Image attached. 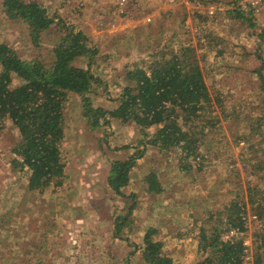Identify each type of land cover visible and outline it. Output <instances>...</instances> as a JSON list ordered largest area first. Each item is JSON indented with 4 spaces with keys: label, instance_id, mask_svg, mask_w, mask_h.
I'll use <instances>...</instances> for the list:
<instances>
[{
    "label": "rangeland",
    "instance_id": "obj_1",
    "mask_svg": "<svg viewBox=\"0 0 264 264\" xmlns=\"http://www.w3.org/2000/svg\"><path fill=\"white\" fill-rule=\"evenodd\" d=\"M36 1L50 17L81 30L98 48L89 69L103 84L86 97L66 96L61 185L28 191L25 177L10 161L17 130L8 120L0 124V264H142L148 228L154 229L152 238L161 242L173 264H205L207 253L198 245L200 229L210 232L217 227L224 240L223 233L232 228L225 222L230 203L247 202L249 186H257L258 196L264 198V4L257 13L236 5L245 16L239 18L226 14L220 2L201 0ZM57 33L52 26L40 46H33L25 24L11 17L0 0V42L21 58H48ZM213 37L222 43L207 48ZM157 42L169 53L183 46L195 48L211 94L203 117L215 118L218 124L204 127L195 161H182L176 151L146 144L121 197L106 184L111 163L134 156L143 148L138 142L148 137L134 123L115 118L102 126L91 124L85 104L112 109L126 84L125 67H144ZM19 83L13 75L12 86ZM196 121L194 130L200 131L206 121ZM150 171L162 187L160 193L147 190ZM245 204L243 231L234 236L246 247L241 264H253L255 235L263 221ZM124 215L126 221L114 235L120 224L116 218Z\"/></svg>",
    "mask_w": 264,
    "mask_h": 264
},
{
    "label": "trees",
    "instance_id": "obj_2",
    "mask_svg": "<svg viewBox=\"0 0 264 264\" xmlns=\"http://www.w3.org/2000/svg\"><path fill=\"white\" fill-rule=\"evenodd\" d=\"M201 1L220 2L226 7V14L245 17L236 7L239 0ZM2 6L11 17L25 24L27 38L33 46H40L43 35L52 26H57L59 33L50 44V56L46 59L21 58L10 45L0 42V124L8 120L17 130L10 161L13 167L18 168L20 177H25L28 191L42 192L50 186L62 184L65 165L60 144L64 137L63 111L67 94L86 97L95 85L103 84L89 69L98 48L88 43L81 30L66 26L60 18L50 17L47 9L36 0H2ZM246 22L254 25L250 19ZM221 43L220 38L213 37L206 47L215 48ZM198 45L200 42H197ZM159 46V42L152 46L144 67L138 64L125 67L126 84L112 109L102 110L85 104L86 117L92 119L91 124L102 126L115 118L121 123H134L148 137L146 142H138V146L143 148L134 156L111 163L106 184L121 197L124 196L122 188L128 184L135 158L142 156L146 144L160 151H176L182 161H195L200 144H203L204 127L218 124L215 118L209 120L210 117H203L211 94L204 82L195 48L183 46L169 53ZM79 59H87L86 65L76 64ZM13 75L20 80L15 86H12ZM260 89L264 93V84L260 85ZM215 101L220 104L218 98ZM196 120L206 121L200 126V131L194 130ZM151 127L155 130L149 134L146 130ZM238 139L241 142L246 140L244 137ZM145 180L148 191L161 192L162 187L153 171L148 172ZM257 193V186H249L245 203L255 217L263 221V228L255 235L253 264H264V198ZM245 203H230L229 214L225 218L229 227L243 231ZM126 218L127 215L116 218L120 224L114 227V235L119 233ZM153 234L154 229L148 228L143 235L142 264H173L172 257L162 252V244L152 238ZM219 236L217 227H212L210 232L200 229L198 245L207 253L204 263L241 264L246 248L242 239L236 237L224 241Z\"/></svg>",
    "mask_w": 264,
    "mask_h": 264
},
{
    "label": "built area",
    "instance_id": "obj_3",
    "mask_svg": "<svg viewBox=\"0 0 264 264\" xmlns=\"http://www.w3.org/2000/svg\"><path fill=\"white\" fill-rule=\"evenodd\" d=\"M243 12L246 13H257L262 10L264 0H239L238 3ZM238 233H240L239 229L236 227L228 228L224 233V241H231L232 239L236 238ZM234 236V237H233Z\"/></svg>",
    "mask_w": 264,
    "mask_h": 264
}]
</instances>
